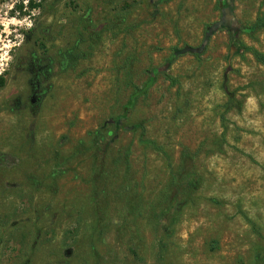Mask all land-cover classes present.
<instances>
[{
  "label": "rangeland",
  "instance_id": "obj_1",
  "mask_svg": "<svg viewBox=\"0 0 264 264\" xmlns=\"http://www.w3.org/2000/svg\"><path fill=\"white\" fill-rule=\"evenodd\" d=\"M261 8L0 0V264H264Z\"/></svg>",
  "mask_w": 264,
  "mask_h": 264
},
{
  "label": "trees",
  "instance_id": "obj_2",
  "mask_svg": "<svg viewBox=\"0 0 264 264\" xmlns=\"http://www.w3.org/2000/svg\"><path fill=\"white\" fill-rule=\"evenodd\" d=\"M243 29L249 33L261 32L264 34V8L259 9L257 13L255 14L254 18L248 24H246L243 27ZM230 42L235 48L251 53L257 61L264 64L263 54L259 52L257 49H255L254 47L245 44L244 42H242L241 40H238L237 38H234L233 36H231ZM76 56H79V55H76ZM74 57L75 56L71 55L70 57L71 60L68 62L69 65H72L75 62V60H73ZM0 84H2L1 77H0ZM131 103L132 102H129L128 105H130ZM126 108L127 107H125V109ZM140 138H141L142 143L153 145V142L149 141L147 138L144 137V128L141 129Z\"/></svg>",
  "mask_w": 264,
  "mask_h": 264
},
{
  "label": "water",
  "instance_id": "obj_3",
  "mask_svg": "<svg viewBox=\"0 0 264 264\" xmlns=\"http://www.w3.org/2000/svg\"><path fill=\"white\" fill-rule=\"evenodd\" d=\"M217 25H220V23H217V24L213 25L210 29L207 30L206 35H205V41H206V39H207V37H208L209 32H210L212 29H214ZM202 46H203V44H202ZM202 46H201V47H202ZM201 47L199 48V50L201 49ZM184 51H185V49L181 50L180 52H184ZM176 53H178V51H177Z\"/></svg>",
  "mask_w": 264,
  "mask_h": 264
}]
</instances>
